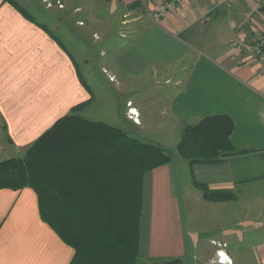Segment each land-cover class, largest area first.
Segmentation results:
<instances>
[{
    "label": "crops",
    "instance_id": "0c3cea01",
    "mask_svg": "<svg viewBox=\"0 0 264 264\" xmlns=\"http://www.w3.org/2000/svg\"><path fill=\"white\" fill-rule=\"evenodd\" d=\"M49 1L0 0L3 135L27 148L78 108L89 121L174 148L170 164L143 177L141 259L264 264V69L232 48L262 31L264 0H185L159 22L148 12L167 0ZM25 7L43 9L44 20ZM220 115L244 153L190 168L176 152L183 127ZM195 184L226 200L205 201ZM72 257L40 220L32 190H0V264Z\"/></svg>",
    "mask_w": 264,
    "mask_h": 264
},
{
    "label": "trees",
    "instance_id": "16d2710c",
    "mask_svg": "<svg viewBox=\"0 0 264 264\" xmlns=\"http://www.w3.org/2000/svg\"><path fill=\"white\" fill-rule=\"evenodd\" d=\"M77 109L57 120L22 158L0 162V190L34 192L40 220L73 251L69 264H182L178 259L139 261L143 177L170 164L172 155L89 121ZM233 129L223 115L185 125L177 155L190 168L240 155L244 152L230 142ZM195 185L205 201L226 200Z\"/></svg>",
    "mask_w": 264,
    "mask_h": 264
},
{
    "label": "built area",
    "instance_id": "2783aa9c",
    "mask_svg": "<svg viewBox=\"0 0 264 264\" xmlns=\"http://www.w3.org/2000/svg\"><path fill=\"white\" fill-rule=\"evenodd\" d=\"M44 1L47 2V0ZM184 1L185 0H167L157 5L153 12L148 13L155 22H159L161 18H163L167 13L175 9L177 6L181 5ZM226 1L231 2L232 0ZM136 2L145 7V0H136ZM58 8H62V5L60 3H58ZM230 27L233 31L237 30V26L233 23L230 25ZM261 35H257L256 39L250 38L248 36H241L235 40L232 46L245 57L260 64L264 69V26ZM110 80H113V78H110ZM129 113H131L132 115H136L135 111H133L132 109L129 110ZM218 261L221 264H230V260L228 259L219 258Z\"/></svg>",
    "mask_w": 264,
    "mask_h": 264
},
{
    "label": "rangeland",
    "instance_id": "374dc122",
    "mask_svg": "<svg viewBox=\"0 0 264 264\" xmlns=\"http://www.w3.org/2000/svg\"><path fill=\"white\" fill-rule=\"evenodd\" d=\"M36 1V0H34ZM43 2H46L44 0H42ZM49 1V0H48ZM52 1V0H50ZM49 1V2H50ZM55 1V0H54ZM58 3H60L58 0H56L55 2V5L58 7ZM37 4H39V1L37 2ZM26 10L32 15L34 16L36 19H40V20H44V16H43V9H33V10H30L29 8L25 7ZM74 19V18H73ZM263 32V29L262 31L259 33V35H261V33ZM247 36V35H246ZM262 36V35H261ZM248 37L250 38H255L256 39V36L252 35V36H249ZM73 40V39H72ZM75 41V40H74ZM78 43V42H77ZM233 48V46H232ZM234 49V48H233ZM236 50V49H234ZM237 51V50H236ZM238 52V51H237ZM81 55L82 52H81ZM76 60L79 61V57L76 56ZM101 77H97L98 79V83H100L99 87H101V89H103V91H106L108 89V80L106 79L105 75H101ZM110 79V78H109ZM112 79V78H111ZM100 80V81H99ZM130 105V104H129ZM131 110V109H130ZM136 114V112H135ZM1 124L2 122H0V127H1ZM0 162L2 161H5V160H8V159H12V158H22L27 150V148H15L9 141V139L7 138V136L3 135V132L4 130L1 128L0 129ZM136 139L142 141V142H145L147 143V141H153L152 138H141V137H135ZM170 140L172 138H169ZM173 149V150H172ZM168 151L169 153L176 157V153H175V150L174 148H168ZM141 263H148L149 261L147 260H143V259H140L139 260Z\"/></svg>",
    "mask_w": 264,
    "mask_h": 264
}]
</instances>
